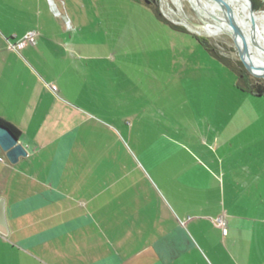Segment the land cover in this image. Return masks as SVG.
Listing matches in <instances>:
<instances>
[{"label": "crops", "instance_id": "crops-1", "mask_svg": "<svg viewBox=\"0 0 264 264\" xmlns=\"http://www.w3.org/2000/svg\"><path fill=\"white\" fill-rule=\"evenodd\" d=\"M41 5L14 0L11 19H31L10 28L0 9V120L27 153L11 164L0 148V264H264V165L210 168L194 154L180 168L172 151L153 178L123 164L69 90L46 84L73 69L78 44L47 35ZM29 31L33 44L9 48Z\"/></svg>", "mask_w": 264, "mask_h": 264}, {"label": "rangeland", "instance_id": "rangeland-1", "mask_svg": "<svg viewBox=\"0 0 264 264\" xmlns=\"http://www.w3.org/2000/svg\"><path fill=\"white\" fill-rule=\"evenodd\" d=\"M13 1L0 0L7 28L31 19L16 15L12 20ZM52 1L42 0L41 24L51 38L74 40L77 60L67 64L73 69L64 76L44 80L69 90L61 96L94 118L89 126L97 129L101 145L122 155L123 164L144 169L153 178L155 167L172 151L180 156V168L191 166L189 155L194 154L198 164L210 168L221 163L234 168L264 165V97L247 89L263 85L264 79L250 74L244 81L238 78L196 38L240 68L230 37L196 31L201 20L207 27L225 22L210 6L190 0L195 10L189 0H152L161 20L137 0ZM258 1L264 10V0ZM211 13L220 22L209 18ZM250 51L254 64L264 66V53Z\"/></svg>", "mask_w": 264, "mask_h": 264}, {"label": "water", "instance_id": "water-1", "mask_svg": "<svg viewBox=\"0 0 264 264\" xmlns=\"http://www.w3.org/2000/svg\"><path fill=\"white\" fill-rule=\"evenodd\" d=\"M209 1L218 5L219 9L223 13L225 23L229 29V32H224L223 34L230 37L231 40L234 42L237 51L238 60L243 66V68L252 77L257 79H264V66H260V67L256 66L251 58L252 56H251L250 48H255L260 50V47L257 45L255 41V37L253 33L246 39L243 31L235 23L232 10L229 4L226 3L224 0H209ZM244 1L252 18L251 30L254 31L255 22L253 20V15L254 13H259L261 10H256L254 8L252 0H244ZM49 2L52 5V1L49 0ZM208 17L215 22H220V19L216 17L213 13L209 14ZM201 21L202 24L204 25L205 21L203 20ZM0 148L5 153L8 162L11 164L17 163L19 158L26 157L27 155L24 147L18 142V138L15 137L9 129L1 125H0ZM0 234L3 236H6L8 234V229L5 219V206L3 199H0Z\"/></svg>", "mask_w": 264, "mask_h": 264}, {"label": "bare ground", "instance_id": "bare-ground-1", "mask_svg": "<svg viewBox=\"0 0 264 264\" xmlns=\"http://www.w3.org/2000/svg\"><path fill=\"white\" fill-rule=\"evenodd\" d=\"M164 1V0H163ZM200 1L202 3L207 4L208 6H210V8H212L214 11H216L222 18H224L223 13L221 12V10L219 9L218 5H216L215 3L209 1V0H197ZM226 3L229 4L231 10H232V14L235 20V23L238 25V27L243 31V33L245 34L246 37H249L252 33L255 37V39L260 42L262 45H264V11H260L259 13H254L253 15V20L255 22V30L252 31L251 30V15L248 12L244 11L240 1L239 0H234L235 1V5H236V9L233 7V5L231 4V0H224ZM189 2L191 3V1L189 0ZM179 4V2H178ZM177 4V5H178ZM183 4V3H182ZM192 5V3H191ZM179 6V5H178ZM182 6V5H181ZM194 6V5H193ZM195 7V6H194ZM170 8V7H169ZM196 9V7L194 8ZM171 10V9H169ZM174 10V9H173ZM197 10V9H196ZM169 12V11H168ZM174 12V11H173ZM170 13V12H169ZM175 13V12H174ZM176 14V13H175ZM176 22V21H175ZM184 22V21H183ZM182 24V23H181ZM185 25V24H184ZM193 25V24H192ZM196 27V26H195ZM187 28V27H186ZM190 30V29H189ZM194 31V30H193ZM197 32H203L208 36H217L223 32H229L228 26L226 25L225 22L214 25V26H200L196 29ZM196 32V33H197ZM199 34V33H198ZM257 43V42H256ZM260 47V46H259ZM262 49V51H261ZM258 50V49H257ZM264 49L260 47V52L264 53L263 51Z\"/></svg>", "mask_w": 264, "mask_h": 264}, {"label": "trees", "instance_id": "trees-1", "mask_svg": "<svg viewBox=\"0 0 264 264\" xmlns=\"http://www.w3.org/2000/svg\"><path fill=\"white\" fill-rule=\"evenodd\" d=\"M139 2H142L148 6H151V7H154L156 9V14L159 18H162L161 17V14L159 13L158 9L155 7L154 3L152 0H137ZM240 1V4L243 8L247 9V6H246V3L244 0H239ZM252 3H253V6L256 10H261V3L258 1V0H252ZM231 4H233V6L236 8V5H235V1L234 0H231ZM264 11V10H262ZM173 29L175 30H178L180 32H186L183 28L181 27H177V26H174L172 24H169ZM187 33V32H186ZM196 37V36H194ZM200 43L202 44V46L207 50L209 51L213 56H215L216 58H218L220 61H222V63H224L225 65H227L234 73H236L237 77L242 79L243 81L245 80V77L248 75V73L246 72V70L243 68V66L241 65V63L239 62L240 64V68H235V67H232L228 61L223 57L221 56L217 49H215L213 46L209 45L206 41L196 37ZM246 84L244 85H248V82L246 81L245 82ZM247 88V87H246ZM248 91L250 93H252L253 95L255 96H259V97H264V84L263 85H260V84H250L248 86ZM0 125L3 126V127H6L7 129H9L11 131V133L15 136V137H19L20 136V131L15 128L14 126H12L11 124L5 122V121H2L0 120Z\"/></svg>", "mask_w": 264, "mask_h": 264}, {"label": "built area", "instance_id": "built-area-1", "mask_svg": "<svg viewBox=\"0 0 264 264\" xmlns=\"http://www.w3.org/2000/svg\"><path fill=\"white\" fill-rule=\"evenodd\" d=\"M37 37V32L29 31L25 33L21 38L17 39L14 43H9L8 46L10 49L19 51L23 49L28 44H33L35 38ZM1 160V158H0ZM215 225L222 228L224 230V220L222 218H217L214 221ZM225 231V230H224Z\"/></svg>", "mask_w": 264, "mask_h": 264}]
</instances>
